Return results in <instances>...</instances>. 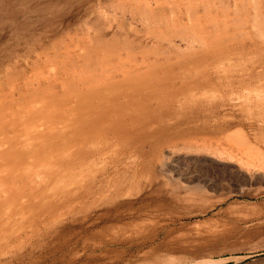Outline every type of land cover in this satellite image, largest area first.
<instances>
[{"label": "rangeland", "instance_id": "1", "mask_svg": "<svg viewBox=\"0 0 264 264\" xmlns=\"http://www.w3.org/2000/svg\"><path fill=\"white\" fill-rule=\"evenodd\" d=\"M102 1L0 0V264H264V1L167 0L147 23L153 0ZM192 123L259 151L150 143Z\"/></svg>", "mask_w": 264, "mask_h": 264}, {"label": "bare ground", "instance_id": "2", "mask_svg": "<svg viewBox=\"0 0 264 264\" xmlns=\"http://www.w3.org/2000/svg\"><path fill=\"white\" fill-rule=\"evenodd\" d=\"M99 1H100V0H99ZM103 1H104V0H103ZM103 1H102V2H103ZM108 1H109V0H108ZM112 1H113V0H112ZM112 1H111V2H112ZM134 1H136V3H137V1H140V0H134ZM142 1H143V0H142ZM147 1H148V0H147ZM153 1H154V3H155L153 6H152L151 4H148V8H146V9H144V10L141 11V15H140V17L143 16V18L141 17V19H144V18H145V19H144L145 22L148 20V19L146 20V18L154 17L153 19H155V15H156V14H159L158 16L160 17V14H164L163 12H164L165 10H168L167 7H165V5H164V3H163L164 1L167 2V0H153ZM182 1H183V0H182ZM191 1H192V0H191ZM197 1H198V0H197ZM197 1H196V2H197ZM213 1H214V0H213ZM217 1H218V0H217ZM217 1H216L217 5H220V4H218ZM220 1H221V0H220ZM225 1H226V0H225ZM227 1H228V0H227ZM231 1H232V0H231ZM233 1H234V0H233ZM237 1H238V0H237ZM240 1H241V0H239V2H240ZM246 1H247V0H245V3H246ZM248 1H249V0H248ZM250 1H251L250 3L253 2V0H250ZM254 1H256V0H254ZM262 1H264V0H262ZM119 2H120V1H119ZM145 2H146V1H143V3H145ZM211 2H212V1H211ZM214 2H215V1H214ZM239 2H238V3H239ZM257 2H258V0L256 1V3H257ZM206 3H208V2L205 1V6H206ZM221 3H222V1H221ZM224 3H225V2H223V4H224ZM226 3H227V2H226ZM234 3H235V1H234ZM234 3H233V4H234ZM247 3H248V2H247ZM167 4H168V3H167ZM169 4H170V2H169ZM186 4H188V3H186ZM186 4H185V5H186ZM195 4H196V3H195ZM213 4H214V3H213ZM223 4H221V5H223ZM230 4H231V2L228 3L227 5L229 6ZM235 4H236V3H235ZM239 4H240V5H238V7H239L241 10H243V12H245V11H244V8H245V7H244V8H241L242 6H244V5H243L244 3H242V6H241V2H240ZM170 5H171V4H170ZM183 5H184V4H183ZM185 5H184V6H185ZM197 5H198V4H197ZM200 5H201V4H200ZM214 5H215V4H214ZM231 5H232V4H231ZM247 5H248V4H245V6H247ZM251 5H253V3H252ZM251 5H250L249 8L252 7ZM254 5H255V6H254ZM254 5H253L252 9H253V11L255 12L257 6H256L255 3H254ZM257 5H258V4H257ZM143 6H147V5L144 4ZM202 6H204V5H202ZM202 6H201V7H202ZM224 6H225V5H224ZM240 6H241V7H240ZM260 6H261V5H260ZM178 7H179V6H178ZM196 7H198V6H196ZM206 7H207V6H206ZM217 7H218V6H217ZM217 7H216V8H217ZM222 7H223V6H222ZM222 7H219V8H222ZM230 7H232V6H230ZM236 7H237V6H236ZM98 8H99V7H98ZM112 8H113V9H114V8L116 9L117 7L113 6ZM142 8H144V7H142ZM186 8H187V7H186ZM202 8H203V7H202ZM204 8H205V7H204ZM204 8H203V10H204ZM214 8H215V7H214ZM214 8H213V9H214ZM223 8H227V7H223ZM223 8H222V9H223ZM228 8H229V7H228ZM233 8H235V5H233ZM233 8H232V9H233ZM239 8H237V9L239 10ZM260 8H263V7L261 6ZM99 9H100V8H99ZM99 9H98V10H99ZM120 9L122 10V7H120L118 10H120ZM169 9H171V8H169ZM187 9H188V8H187ZM195 9H196V8H195ZM209 9H210V7H209ZM247 9H248V7H247ZM257 9H258V8H257ZM121 10H120V11H121ZM171 10H173V9H171ZM182 10H183L182 7H179L177 11H178V13L180 14V13L182 12ZM190 10H191V9H190ZM200 10H201V9H199V11H200ZM214 10H215V9H214ZM214 10H212V13H213V14H215V13L213 12ZM217 10H218V9H217ZM227 10H228V9H227ZM229 10H230V9H229ZM235 10H236V8L234 9V11L232 10V11H233L232 14H234V12L236 13V11H238V10H236V11H235ZM241 10H240V11H241ZM245 10H246V9H245ZM258 10H259V9H258ZM129 11H130V13H131L132 15H135V14H134L135 12H134L132 9H129ZM173 11H175V10H173ZM185 11H186V9H185ZM207 11H208V9H207ZM207 11H206V13H207ZM218 11H219V10H218ZM230 11H231V10H230ZM230 11H228V12H229L228 14H230ZM247 11H248V10H247ZM262 11H263V10H262ZM127 12H128V11H127ZM187 12H188V11H187ZM187 12H186V13H187ZM204 12H205V11H204ZM208 12H209V11H208ZM254 12H253V15H254ZM258 12H260V11H258ZM128 13H129V12H128ZM169 13H170V12H169ZM173 13H174V12H172V14H173ZM224 13H226V12H224ZM241 13H242V12H241ZM172 14H171V17H170L169 20H171V18L173 17V15H175V14H173V15H172ZM194 14H195V13H194ZM216 14H218V13H216ZM228 14H227V15H228ZM232 14H230V15H232ZM239 14H240V13H238V15H239ZM244 14H245V13H243V16L239 15L240 18H239V16H236V15H235V16L238 17V19H242V18L245 16ZM255 14H256V13H255ZM257 14H258V13H257ZM257 14L254 15V16L258 17ZM259 14H261V13H259ZM263 14H264V12H263ZM188 15H189V13L187 14L186 17H188L187 19H189V21H190V19H191L192 17L190 18V16H188ZM191 15H192V14H191ZM196 15H198V13H196ZM203 15H204V14H203ZM218 15H219V14H218ZM222 15H223V13H222ZM224 15H225V14H224ZM230 15H229L228 17H232V16H230ZM144 16H146V17H144ZM169 16H170V15H169ZM193 16H195V15H193ZM205 16H206V15H205ZM246 16H247V15H246ZM199 17H201V16H199ZM209 17L212 18V15L209 16ZM222 17H224V16H222ZM228 17H227V18H228ZM236 17H235V18H236ZM241 17H242V18H241ZM247 17L250 18V16H247ZM247 17H246V18H247ZM251 17H253V16H251ZM259 17H260V18L262 17L261 19H259V21L262 20V19H264V18H263L264 15H262V14H261V16H259ZM156 18H157V17H156ZM206 18H207V16H206ZM224 18H225V17H224ZM224 18H223V19H224ZM227 18H226V19H227ZM235 18H233V20H235ZM137 19H138V18H137ZM163 19H164V21L166 20L165 18H163ZM213 19H216V18H212L211 20H213ZM220 19H221V18H220ZM228 19H229V18H228ZM236 19H237V18H236ZM251 19H252V18H251ZM251 19H250V22H251V23H249V20L247 21V24L249 23V27H248V29H249L251 26H253V27H259L260 24H262V26H264L263 22L261 23V22H259V21H258V23L256 22V24L259 25V26L254 25L255 23L252 24ZM253 19H254V17H253ZM255 19H256V18H255ZM156 20H157V19H156ZM156 20H155V21H156ZM178 20H179V19H178ZM181 20H182V19H181ZM233 20H232V21H233ZM144 21H142V22H144ZM179 21H180V20H179ZM179 21H175V20L172 21V20H171L169 23L171 24V22H174V24H175V22L178 23ZM195 21H196V20H195ZM198 21H200V19L197 20V22H198ZM215 21H216V20H215ZM223 21H225V20H222V22H223ZM228 21L230 22L231 20H228ZM232 21H231V22H232ZM236 21H237V20H236ZM236 21H235V22H236ZM255 21H256V20H255ZM139 22H140V19H139ZM152 22H153V21H152ZM156 22H159V23H160L159 18H158V21H156ZM166 22H167V21H165V22H163V23H166ZM193 22H194V20L191 21L190 24L193 23ZM213 22H214V21H213ZM213 22H211V23H213ZM216 22H217V21H216ZM229 22H226V23H229ZM235 22H233V24H235ZM240 22H241V21H239V23H240ZM245 22H246V19H245V21H244L243 23L246 24ZM253 22H254V21H253ZM146 23H147V22H146ZM149 23L152 25V23H151L150 21H149ZM153 23H155V22H153ZM180 23H181V21H180ZM180 23H179V24H180ZM220 23H221V22H220ZM226 23L224 22V24H226ZM239 23H237L236 25L241 26V25L243 24V23H241V24H239ZM259 23H260V24H259ZM157 24H158V23H157ZM190 24H189V25H190ZM230 24H232V23H230ZM184 25H185V24H184ZM189 25H188V27H189ZM199 25H200V24H199ZM215 25H216V23H215V24L213 23V27H214ZM226 25H227V24H226ZM226 25H224V26H226ZM169 26H170V25H169ZM169 26H168V27H169ZM172 26H173V25H172ZM179 26H180L181 28L184 27V26H181V25H179ZM192 26L195 27V25H192ZM209 26H210V25H208V27H209ZM230 26H231V25H230ZM230 26H229V27H230ZM233 26L235 27V25H232V27H233ZM245 26H246V25H245ZM157 27H158V25H157ZM170 27H171V26H170ZM170 27H169V28H170ZM173 27H175V25H174ZM180 27H179V28H180ZM188 27H187V28H188ZM243 27H244V26H243ZM103 28H104V27H103ZM103 28L101 27L100 29L102 30ZM148 28H149V27H148ZM158 28H160V27H158ZM165 28H166V27H165ZM179 28H178V29H179ZM235 28H236V27H235ZM239 28H240V29H243L242 27H239ZM239 28H238V27L236 28V29L238 30V32L241 31V30H239ZM263 28H264V27H263ZM263 28L260 27L261 30H263ZM185 29H186V28H185ZM188 29H190V28H188ZM188 29H187V30H188ZM192 29H193V28H192ZM222 29H224V27H223ZM248 29H246V30H248ZM250 29H253L252 32L255 31V28H252V27H251ZM260 29L258 28L257 30H260ZM162 30H163V29H162ZM176 30H177V29H176ZM182 30L184 31L183 28H182ZM187 30H185V32H186ZM160 31H161V30H160ZM188 31H189V30H188ZM191 31H192V30H191ZM193 31H194V30H193ZM193 31H192V33H194ZM218 31H219V30H218ZM220 31H221V30H220ZM220 31H219V32H220ZM227 31H228V30H227ZM243 31H244V30H243ZM168 32H169V31H168ZM168 32H167V33H168ZM172 32H173V31H172ZM177 32H178V31H177ZM177 32H176V33H177ZM180 32H181V30H180ZM228 32L231 33V32H230V29H229ZM252 32H251V33H252ZM159 33H160V32H159ZM167 33H166V35H167ZM190 33H191V32H190ZM197 33H199V32H197ZM197 33H194L193 35L196 34V37H198L197 35H199V34H197ZM225 33H226V32H225ZM254 33H255V32H254ZM260 33H261V32H260ZM260 33L258 34V32L256 31V33H255L254 35H256V37L258 36L259 38H262V36H263V34H264V31L262 32V34H260ZM168 34H169V33H168ZM186 34H187V33H186ZM186 34H183V35L181 34V39H182L183 36L185 37ZM246 34H248V33H247V32H246V33L244 32L243 34H239V35H244V37H245ZM249 34H250V33H249ZM257 34H258V35H257ZM166 35H165V36H166ZM225 35H226V34H225ZM259 35H262V36H259ZM190 36H191V35H190ZM190 36H187V37L190 39ZM214 36H215V34H214ZM214 36H213V37H214ZM236 36H237V35H236ZM236 36H235V37H236ZM247 36H248V35H247ZM247 36H246V37H247ZM160 37H161V35L159 36V38H160ZM191 37H193V36H191ZM199 37H201V36L199 35ZM221 37H222V36H221ZM230 37H231V36H230V34H229V38H230ZM251 37H252V40H253V35H252ZM223 38H224V37H223ZM239 38H240V37H239ZM239 38H238L237 40H239ZM242 38H243V36H242ZM242 38H241V39H242ZM259 38H258V40H259ZM155 39H156V37H155ZM163 39H166V38H163ZM192 39H193V40H199V39H203V38H195V39H194V37H193ZM215 39H216V38H214V40H215ZM233 39H235V38L233 37ZM244 39H245V38H244ZM247 39H248V38H247ZM184 40H185V39H184ZM229 40H230V39H229ZM249 40H251V39H249ZM137 41H138V40H137ZM160 41H161V38H160ZM168 41H169V40H168ZM171 41H172V40H171ZM188 41H191V40H188ZM199 41H201V40H199ZM199 41H198L197 43L200 44ZM202 41H203V40H202ZM202 41H201V43H202ZM204 41H206V40L204 39ZM204 41H203V42H204ZM240 41H241V40H240ZM242 41H243V40H242ZM246 41H247V40H246ZM260 41H261V40H260ZM163 42H165V41H163ZM185 42H186V40H185ZM209 42H210V41H209ZM209 42H208V43H209ZM229 42L231 43L232 41H229ZM236 42H237V41H236ZM249 42L251 43L252 41H249ZM134 43L136 44V40H135ZM137 43H138V42H137ZM165 43H166V42H165ZM165 43H164V44H165ZM169 43H170V42H169ZM204 43H205V42H204ZM217 43H218V42H217ZM221 43H222V42H221ZM221 43H219V46H220ZM226 43H227V42H226ZM226 43H223L222 45H226ZM239 43H240V42H239ZM246 43H247V42H246ZM250 43H249V44H250ZM262 43H264V41H263ZM188 44H189V43H188ZM188 44H187V45H188ZM202 44H203V43H202ZM202 44H200L199 46H202ZM233 44H234V43H233ZM235 44H236V43H235ZM237 44H238V43H237ZM197 45H198V44H197ZM222 45L220 46V48L223 47ZM230 45H231V44H230ZM238 45H239V44H238ZM250 45H252V44H250ZM199 46H198V47H199ZM242 46H243V45H242ZM242 46H241V48H242ZM211 47H212V46H211ZM225 47H226V46H225ZM231 47H232V46H231ZM234 47H237V46L235 45ZM238 47H240V46H238ZM195 48H196V47H195ZM209 48H210V47H209ZM209 48H208L207 50H209ZM214 48L216 49V47H214ZM200 49H202V48L200 47ZM205 49H206V48H205ZM217 49H218V51L216 50V51L218 52V53H217V54H218L217 56H219V55L222 56V54H221V52H220V50H219V47H218ZM236 49H237V48H236ZM194 50H195V49H194ZM211 50H212V49H211ZM226 50H227V51H226ZM226 50H225L226 52H229L227 48H226ZM164 51H165V50H164ZM184 51H185V50H184ZM184 51H183V52H184ZM199 51L201 52V50H199ZM202 51H203V50H202ZM216 51L213 50V52H216ZM221 51H223V50L221 49ZM225 51H224V52H225ZM231 51H232V50H231ZM187 52H188V51H187ZM197 52H198V51H197ZM210 52H211V51H210ZM210 52H207V53H208L209 55H211ZM224 52H223V54H224ZM233 52H236V51L233 50L232 53H233ZM195 53H196V52H195ZM207 53H206V54H207ZM219 53H220V54H219ZM188 54H189V52H188ZM196 54H197V53H196ZM198 54H199V53H198ZM208 54H207V56L209 57ZM229 54H230V53H229ZM229 54H226V55L228 56ZM184 55H185V54H184ZM189 55H190V54H189ZM189 55H187V56H189ZM192 55H193V54H192ZM200 55L202 56V54H200ZM213 55H214V54H213ZM224 55H225V54H224ZM224 55H223V56H224ZM226 55H225V56H226ZM162 56H163V55H162ZM173 56H174V55H173ZM187 56H186V57H187ZM215 56H216V54H215ZM159 57H161V56H159ZM175 57H176V56H174L173 58H175ZM178 57H179V56H178ZM197 57H198V56H197ZM205 57H206V56L203 55L202 58H205ZM208 57H207V58H208ZM213 57H214V56H213ZM167 58H168V57H167ZM199 58H200V56H199ZM209 58H211V57H209ZM216 58H217V57H216ZM182 59H183V58H182ZM188 59H189V58H188ZM176 60H177V59H176ZM191 60H193V59H191ZM152 61H153V60H152ZM185 61H186V60H185ZM185 61H184V62H185ZM188 61H189V60H188ZM214 61H215V60H214ZM163 62H164V61H163ZM170 62H171V61H170ZM170 62H168V63H170ZM172 62H173V60H172ZM186 62H187V61H186ZM189 62L191 63V61H189ZM200 62H201V61H200ZM159 64H160V63H159ZM166 64H167V63H166ZM176 64H177V63H176ZM176 64H175V65H176ZM157 65H158V64H157ZM160 65H161V64H160ZM173 65H174V64H173ZM173 65H172V66H173ZM162 66H164V64H163ZM172 66H171V67H172ZM177 66H178V65H177ZM169 68H170V67H169ZM108 69H110V68H108ZM108 69H107V70H108ZM107 70H106V71H107ZM110 70H111V69H110ZM110 70H109V71H110ZM122 70H123V69H122ZM133 71H134V69H133ZM154 71H155V70H154ZM162 71H163V70H162ZM115 72H116V70H115ZM125 72H126V71H122L123 75H124ZM105 73H106V72H105ZM128 73H129V72H128ZM106 74L108 75V77H111L113 73H112V72H107ZM150 74H151V73H150ZM150 74H149V75H150ZM154 74H155V73H154ZM156 74H157V73H156ZM132 75H133V73H132ZM132 75H130V76H132ZM117 76H119L118 73H117ZM147 76H148V74H147ZM152 76H154V75H152ZM155 76H158V74L155 75ZM106 77H107V76H106ZM106 77H105V78H106ZM158 77H159V76H158ZM158 77H157V78H158ZM117 78H118V77H117ZM117 78H115V79H117ZM123 78H124V77H123ZM130 78H131V77H130ZM132 78H133V77H132ZM132 78H131V79H132ZM155 78H156V77H155ZM119 79H120V78H119ZM135 79H137V78H135ZM159 79H160V78H159ZM159 79H158V80H159ZM110 80H111V79H110ZM113 80H114V79H113ZM143 80H145V79L143 78ZM149 80H150V79H149ZM117 81H118V80H117ZM123 81H124V80H123ZM128 81H129V80H128ZM114 82H116V81H114ZM119 82H120V81H119ZM121 82H122V80H121ZM131 82H132V81H131ZM99 83H100V82H99ZM117 83H118V82H117ZM118 84H119V83H118ZM122 84H123V83H122ZM127 84H128V83H126L125 85H127ZM129 84H131V83H129ZM104 85H105V84H103L102 86L106 88L107 85H106V86H104ZM108 85H110V84L108 83ZM114 85H115V84H114ZM114 85H113V86H114ZM93 86H94V85H93ZM93 86H91L92 89H93ZM97 86H99V85H97ZM111 86H112V84H111ZM103 87H101V88L104 90ZM98 89H99V87H98ZM105 90H106V89H105ZM95 91H96V90H94V92H95ZM92 92H93V91H92ZM95 93H98V91H96ZM183 108H184V107H183ZM181 110H182V109H181ZM181 110H180V111H181ZM164 115H165V114H164ZM168 115H169V114H168ZM168 115H167V116H168ZM160 116H161V115H160ZM169 116H170V115H169ZM146 119H147V117H146ZM173 119H174V118H173ZM136 120H137V119H136ZM157 120H160V119L158 118ZM213 120H214V119H213ZM145 121H146V120H145ZM208 122H209V121H208ZM213 122H214V121H213ZM107 124H109V123H108V120H107L106 125H107ZM110 124H111V123H110ZM112 124H113V122H112ZM112 124L109 125L108 128H111L110 126H112ZM114 124L116 125V122H115V121H114ZM165 124H166V123H165ZM188 124H189V123H188ZM192 124H193V123H192ZM118 125H119V124H118ZM162 125H163V124H162ZM168 125H169V124H167V126H168ZM201 125H202V124H201ZM204 125H206V124H204ZM124 126H125V125H124ZM158 126H159V125H158ZM177 126H178V125H177ZM177 126H172V127H171V126L169 125L168 127H166V125H165V126H159V127L162 128L161 130H157L159 127H157L156 131H155V130H154V131L152 130L150 133H148V134H149L150 143H151V141H155V140H156V141H157V140H160L161 143L163 142L162 140H167V141H169V139H170V140H171V139H176V140H179V139H180L179 142H183V141L185 142V141L187 140L186 142L189 144L188 147H187L188 149H196V148H197V149H202L203 151L206 150V152H207V151H208V152L211 151L212 153H214V154H216V155H222V156H226V157H228V158H234V157L237 158V157H240V159L243 158V157H247V156H249V155L246 156L247 152H248L250 149H253V147L251 148V146H248L247 143H241V144H245L244 147L241 146L242 148H239V147H237V146H236V147H235V146H233V147H232V146H227L228 148H227V147H225V148H220V147H219L220 144H221L220 142H222L221 139H219V138L216 139V138H213V137H212V138H210V140H209V139L206 140L207 137H200L201 135H199V134L197 135V132H196L197 129H196V127H195V124H193V125H191V126H188L187 128H185V126H184V128H179V127H177ZM112 127H113V126H112ZM181 127H182V126H181ZM194 127H195V129H193ZM146 128H149V127H148V126H145V128H142V129L145 130ZM166 128H167V129H166ZM199 128H200V127H199ZM202 128H203V127H201V129H202ZM105 129H106V127L104 128V130H105ZM151 129H152V128H151ZM151 129H149V130H151ZM153 129H154V128H153ZM159 129H160V128H159ZM201 129H199V130H201ZM202 130H204V129H202ZM119 131L122 132L121 130H119ZM191 131H194V132H191ZM197 131H198V130H197ZM92 132H93V131H92ZM97 132H98V131H97ZM139 133H140V132H138V134H139ZM185 133H188V134H189V133H190V134L192 133V134L189 135L190 137H186V136H188V134L184 135ZM146 134H147V133H146ZM138 136H140V134H139ZM138 136H137V137H138ZM203 136H204V135H203ZM222 136H223V135H222ZM144 137H145V136H144ZM144 137H143V138H144ZM185 137L188 138V139H186V140L184 139V140H183L182 138H185ZM139 138H140V137H139ZM136 139H137V138H136ZM136 139H135V141H136ZM128 140H129V139H128ZM140 140H141V139H140ZM176 140H174V141H176ZM181 140H182V141H181ZM156 141H155V142H156ZM171 141H173V140H171ZM128 142H129V141H128ZM170 143H172V142H170ZM176 143H177V145H178V142H176ZM176 143H175V144H176ZM133 144H134V143H133ZM181 144H182V143H181ZM183 144H184V143H183ZM190 144H191V145L193 144L195 147L193 148L192 146H190ZM212 144H214V145H212ZM215 144H216V145H215ZM241 144H238V145L240 146ZM207 145H211V146H208V147H207ZM229 145H230V144H229ZM234 145H235V144H234ZM182 146H183V145H182ZM213 146H214V148H213ZM191 147H192V148H191ZM209 147H210V148H209ZM211 147H212V148H211ZM178 148H179V147H178ZM173 149H174V148H173ZM188 149H186V151H188ZM197 149H196V150H197ZM184 150H185V149H184ZM184 150H183V151H184ZM253 150H258V149H255V148H254ZM177 151H178V149H177ZM194 151H195V150H194ZM198 151H199V150H198ZM258 151H259V150H258ZM199 152H200V151H199ZM250 152H251V151H250ZM250 152H249V153H250ZM262 152H263V150H262ZM257 153H258V152H257ZM259 153H260V154H258V155H261V152H259ZM262 154H263V153H262ZM252 155H253V154H252ZM262 157H264V156L262 155L261 158H262ZM250 158L252 159L251 161H250L249 159H246V160H249L248 163H247V161H246V163H247L246 165H247L248 170L251 171V173H250L249 175L244 176V177L241 178V183H242V184L253 183V182L257 183V182H259L261 179H263V175H262V174H261L262 177H260L259 175H257V174L255 173L256 167L258 168V165H257L256 161H254L256 157H255V158H252V157L250 156ZM263 159H264V158H263ZM241 160H242V159H241ZM241 160H240V161H241ZM244 161H245V160H244ZM262 164H263V163H262ZM263 165H264V164H263ZM225 169H226V168H225ZM258 169H259V168H258ZM248 170H247V171H248ZM249 171H248V172H249ZM232 180H233V178H232ZM176 181H177V180H176ZM178 181H179V180H178ZM165 184H166V183H165ZM178 184H179V183H178ZM166 185H167V184H166ZM174 188H175V187H174ZM189 188H190V187H189ZM175 189H176V188H175ZM195 192H196V191H195ZM171 193H172V192H171ZM174 193H175V192H174ZM251 250H252V249H251ZM257 252H258V250H257ZM253 253H254V251H253ZM261 254H262V253H261ZM36 260H37V259H36ZM176 261H177V260H176ZM178 261H179V260H178ZM171 264H172V263H171Z\"/></svg>", "mask_w": 264, "mask_h": 264}]
</instances>
